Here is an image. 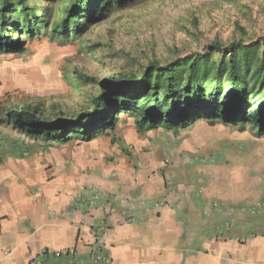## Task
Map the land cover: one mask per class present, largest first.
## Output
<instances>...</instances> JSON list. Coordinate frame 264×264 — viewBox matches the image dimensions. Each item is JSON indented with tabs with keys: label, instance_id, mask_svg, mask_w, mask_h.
Wrapping results in <instances>:
<instances>
[{
	"label": "crops",
	"instance_id": "obj_1",
	"mask_svg": "<svg viewBox=\"0 0 264 264\" xmlns=\"http://www.w3.org/2000/svg\"><path fill=\"white\" fill-rule=\"evenodd\" d=\"M143 146L107 132L45 142L0 123V264H264V221L245 209L261 198H190L196 187L172 188Z\"/></svg>",
	"mask_w": 264,
	"mask_h": 264
},
{
	"label": "rangeland",
	"instance_id": "obj_2",
	"mask_svg": "<svg viewBox=\"0 0 264 264\" xmlns=\"http://www.w3.org/2000/svg\"><path fill=\"white\" fill-rule=\"evenodd\" d=\"M238 39L264 43V0H149L111 12L67 45L42 36L27 42L22 54L0 55L2 103L73 115L89 107L99 83L113 74L205 53L213 41L226 46ZM106 132L123 148L145 141L143 150L149 147L168 166L172 188L175 183L196 187L199 195L190 198H212L217 205L220 198L243 193L252 201L261 198L245 209L264 221V137H254L248 126L239 131L199 121L174 134L162 128L138 134L128 118Z\"/></svg>",
	"mask_w": 264,
	"mask_h": 264
},
{
	"label": "trees",
	"instance_id": "obj_3",
	"mask_svg": "<svg viewBox=\"0 0 264 264\" xmlns=\"http://www.w3.org/2000/svg\"><path fill=\"white\" fill-rule=\"evenodd\" d=\"M34 1L0 0V55L22 54L27 42L42 36L67 45L111 12L149 0ZM208 48L113 74L99 83L89 107L76 114L14 106L0 123L11 124L30 139L58 144L91 142L128 118L138 134L159 128L174 134L204 121L239 131L248 126L254 137L263 138L264 43L238 39L224 46L213 41Z\"/></svg>",
	"mask_w": 264,
	"mask_h": 264
},
{
	"label": "built area",
	"instance_id": "obj_4",
	"mask_svg": "<svg viewBox=\"0 0 264 264\" xmlns=\"http://www.w3.org/2000/svg\"><path fill=\"white\" fill-rule=\"evenodd\" d=\"M43 255H50L52 256L53 258H66V257H69V256H73L74 255V249H71V250H60V251H48V252H43L42 253ZM38 264V263H37Z\"/></svg>",
	"mask_w": 264,
	"mask_h": 264
}]
</instances>
